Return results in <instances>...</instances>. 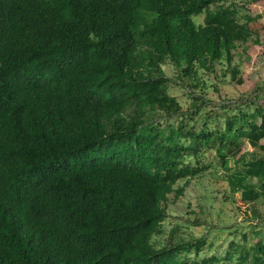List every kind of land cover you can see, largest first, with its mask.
<instances>
[{"label":"trees","instance_id":"obj_1","mask_svg":"<svg viewBox=\"0 0 264 264\" xmlns=\"http://www.w3.org/2000/svg\"><path fill=\"white\" fill-rule=\"evenodd\" d=\"M259 1L0 0V264H264V82L223 129L185 121L209 103L201 71L242 85L236 58H264ZM168 62L201 92L188 109ZM218 173L247 217L198 259L208 237L165 220Z\"/></svg>","mask_w":264,"mask_h":264},{"label":"rangeland","instance_id":"obj_2","mask_svg":"<svg viewBox=\"0 0 264 264\" xmlns=\"http://www.w3.org/2000/svg\"><path fill=\"white\" fill-rule=\"evenodd\" d=\"M249 4L254 14L264 13V0ZM203 20L204 16L196 17L197 23H202ZM262 22H264V17H262ZM262 41L264 42V33ZM260 51L259 47H255L252 50L253 57L250 62H247L245 59L241 62L239 57L236 58V63L240 62L241 75L243 74L244 77L242 85H236L231 81L230 74L228 73L224 76L219 68L216 73L211 75H207L201 71V75L204 77L207 85L206 91L202 95L209 100V103L202 106V110L194 116L190 114V117L189 115L185 117L187 128L199 130L205 128V126L208 128L220 126L222 129L225 127L226 117L218 116L216 112L222 113L224 109L229 110L230 108L231 112H236L237 101L251 96L255 92L259 82H264V58L260 56ZM163 68L165 74L174 81L170 87V93L177 96L184 108L188 109L192 105L193 98H191V95H200L201 92L196 91L189 94L184 87L178 85L180 82L178 80L177 68L172 63H166ZM258 103L264 106V98L258 100ZM258 103L255 102L254 106L249 109H254ZM225 105L230 108H223L222 106ZM205 120L208 123H205ZM175 121V118L171 120L172 123ZM164 122V120H161V123ZM205 158L211 161L212 154L208 153L205 155L204 151L201 153L202 161L205 162ZM212 163L214 164V162ZM215 169H219L220 171L219 166L215 165ZM226 191L227 185L220 173H218L217 177L208 174L206 177L204 175L194 181L185 190L181 198L176 203L170 205V213L165 220L167 229L178 223L181 225L180 231L185 237L205 238L207 236L208 242L212 244L211 248L201 251L198 259L212 255L223 256L230 240L236 237L230 236V230L227 229L231 225H236L237 221L247 217L245 205L240 202L239 197H236L235 203L225 200ZM244 226L247 229H244ZM248 230L247 224L238 227V232ZM165 239L166 235L163 237L164 241ZM234 239L236 241L241 240L240 237ZM189 255L191 257L194 256L192 253Z\"/></svg>","mask_w":264,"mask_h":264}]
</instances>
